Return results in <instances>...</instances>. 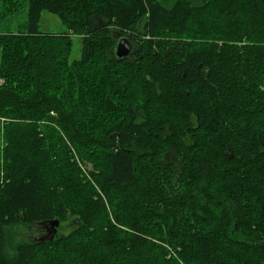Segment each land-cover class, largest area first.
I'll list each match as a JSON object with an SVG mask.
<instances>
[{
  "label": "trees",
  "instance_id": "obj_1",
  "mask_svg": "<svg viewBox=\"0 0 264 264\" xmlns=\"http://www.w3.org/2000/svg\"><path fill=\"white\" fill-rule=\"evenodd\" d=\"M24 9L0 31V264H264V0H0V21Z\"/></svg>",
  "mask_w": 264,
  "mask_h": 264
},
{
  "label": "rangeland",
  "instance_id": "obj_2",
  "mask_svg": "<svg viewBox=\"0 0 264 264\" xmlns=\"http://www.w3.org/2000/svg\"><path fill=\"white\" fill-rule=\"evenodd\" d=\"M27 19V14H26V9H24L23 11L19 12L17 15L8 18L7 20H2L0 21V31H5V30H15L17 29V25L19 23L24 22ZM40 30L43 32H55V33H63L67 31V27L62 24L60 22V20L58 19L57 16L48 13V12H43L42 17H41V21H40ZM112 36L114 38V40H118L119 38L126 36L127 35L121 33L120 31L114 30L113 29V33ZM73 41H74V51H73V55L72 58H79L81 56L80 54V42H79V38L78 37H73ZM134 49H136V45L134 44ZM114 52V51H113ZM135 53V52H134ZM131 55L129 57L132 58L134 56ZM263 83H264V74H263ZM82 168H86V173L89 175L88 170L91 169V165L87 164L84 165V167L82 166ZM88 168V169H87ZM72 220L69 221H65L64 223H61L59 228H58V235H63V234H68L70 232V222ZM36 232L35 228L32 227L30 229L21 226L16 228L15 230V240L16 241H21V240H25V241H32L35 238H38L39 235H37V233H33Z\"/></svg>",
  "mask_w": 264,
  "mask_h": 264
},
{
  "label": "water",
  "instance_id": "obj_3",
  "mask_svg": "<svg viewBox=\"0 0 264 264\" xmlns=\"http://www.w3.org/2000/svg\"><path fill=\"white\" fill-rule=\"evenodd\" d=\"M136 51L134 43L126 36L119 38L114 46V54L118 59H129ZM40 226L45 228V233L38 237V242L52 241L58 234L60 221L58 219L49 220L48 222H41Z\"/></svg>",
  "mask_w": 264,
  "mask_h": 264
},
{
  "label": "flooded vegetation",
  "instance_id": "obj_4",
  "mask_svg": "<svg viewBox=\"0 0 264 264\" xmlns=\"http://www.w3.org/2000/svg\"><path fill=\"white\" fill-rule=\"evenodd\" d=\"M116 41H117V40H116ZM44 233H45V228H44L43 226H40V227H39V231H38L37 234H38L39 237H40V236H42Z\"/></svg>",
  "mask_w": 264,
  "mask_h": 264
},
{
  "label": "built area",
  "instance_id": "obj_5",
  "mask_svg": "<svg viewBox=\"0 0 264 264\" xmlns=\"http://www.w3.org/2000/svg\"><path fill=\"white\" fill-rule=\"evenodd\" d=\"M2 82H3V81H2V79L0 78V84H2Z\"/></svg>",
  "mask_w": 264,
  "mask_h": 264
}]
</instances>
